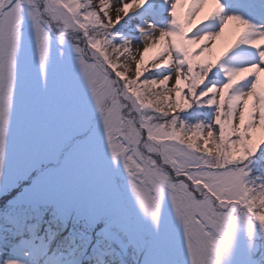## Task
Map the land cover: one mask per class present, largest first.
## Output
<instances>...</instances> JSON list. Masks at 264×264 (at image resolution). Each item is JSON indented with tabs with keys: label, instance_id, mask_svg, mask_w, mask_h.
Segmentation results:
<instances>
[{
	"label": "snow or ice",
	"instance_id": "6c2138e0",
	"mask_svg": "<svg viewBox=\"0 0 264 264\" xmlns=\"http://www.w3.org/2000/svg\"><path fill=\"white\" fill-rule=\"evenodd\" d=\"M0 264H264V0H0Z\"/></svg>",
	"mask_w": 264,
	"mask_h": 264
}]
</instances>
